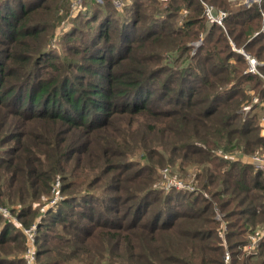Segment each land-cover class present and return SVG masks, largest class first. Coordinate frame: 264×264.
Instances as JSON below:
<instances>
[{"label": "trees", "instance_id": "16d2710c", "mask_svg": "<svg viewBox=\"0 0 264 264\" xmlns=\"http://www.w3.org/2000/svg\"><path fill=\"white\" fill-rule=\"evenodd\" d=\"M232 1L81 0L58 48L77 0H0V207L17 222L0 215V264H24L32 224L38 264H264V236L245 248L264 229V0ZM166 163L196 168L169 173L190 191L155 187Z\"/></svg>", "mask_w": 264, "mask_h": 264}, {"label": "built area", "instance_id": "2783aa9c", "mask_svg": "<svg viewBox=\"0 0 264 264\" xmlns=\"http://www.w3.org/2000/svg\"><path fill=\"white\" fill-rule=\"evenodd\" d=\"M240 2V4H242L245 7H249L253 2H260V0H238ZM123 2V0H115L114 4L115 6L119 7L121 5V3ZM262 16L264 17V12H261ZM205 16L207 18V20L209 22H213L216 23L217 25L222 26L223 24V20L226 17V12L223 11H219L217 14L213 13V10L210 6H206V10H205ZM256 34V33H255ZM241 52L245 59L247 60V73H251V74H258V66L261 65V63L257 62L254 58L250 57L249 55L245 54L243 51H239ZM264 87V85H263ZM255 100V99H253ZM247 111V109H245ZM260 128L261 130L264 132V108H263V112L260 116ZM251 160L253 162V167H255L257 170H260L264 173V154L262 155H253L251 156ZM178 183H175L173 185L167 184L166 187H174L176 189H190L191 187L188 184H184L182 181H177ZM57 186V183L53 186L52 191H55V188ZM58 198H60L59 194L57 192H55L54 197H53V201L51 204H53ZM0 215L2 216L3 219L5 220H10V221H14L16 222V218L15 215L10 212L7 208H3L0 207ZM35 229L36 226L34 224H32L30 227L26 228L23 230L24 234L26 235V239L27 237H29V239L26 242V252H27V257L29 256V258H33V247H32V240H34V234H35ZM264 236V229L257 231L256 234H253L250 236V242L247 244V246L245 247L247 250H252L253 248H255L260 239ZM33 252V253H32ZM229 254L228 252L225 253L224 255V264H227L229 262Z\"/></svg>", "mask_w": 264, "mask_h": 264}, {"label": "rangeland", "instance_id": "374dc122", "mask_svg": "<svg viewBox=\"0 0 264 264\" xmlns=\"http://www.w3.org/2000/svg\"><path fill=\"white\" fill-rule=\"evenodd\" d=\"M115 1V0H114ZM234 2H236V0H233ZM231 2L232 4H233V7H234V2ZM238 1V0H237ZM81 2V0H77V4H73L72 6H70L69 7V10H68V12L64 15V16H62V18H61V21H60V23H59V25L57 26V29H56V31H55V36H56V39L55 38H53V41L51 42V45L52 46H55V47H58V48H60V46L58 45V42H59V37H60V35L63 33V31L65 30V29H69L71 26H78V25H80V18L79 17H77L76 16V12H77V9H75L76 7H77V5L79 4ZM238 3H239V1H238ZM235 5H236V3H235ZM242 5V4H241ZM206 6H209V5H205V9H206ZM211 8H212V10H213V13H214V9H213V7L212 6H210ZM62 13V12H61ZM60 16H61V14H60ZM209 22V21H208ZM193 46H195V47H197L199 44H200V41L198 40V41H196V42H193V43H191ZM258 112V116H259V122H260V116H261V110H258L257 111ZM259 127H260V124H259ZM260 135L262 136V137H264V132L261 130V128H260ZM139 152H137V154L134 156V158H135V160H137L138 159V156H141V154L142 153H139ZM262 154H264V150L263 149H261V151L259 150L258 152H255L254 154H252V155H262ZM138 155V156H137ZM227 156H229V155H233V154H226ZM251 155V156H252ZM142 161H144L143 159H142ZM251 164H252V166H253V162H252V160H251V157H250V161H249ZM255 170H257L255 167H253ZM181 171H186V173H185V176L188 174V176L189 175H191L192 173H194L195 171H196V168H192V166L191 167H189V168H184V169H182V168H180V167H178V166H173V164H170V163H166V164H164V165H162L161 166V168L159 169V174H160V176L162 175V180L163 179H165V181H163V183L161 182V181H156L155 182V187H159L160 186V184H161V186H163V185H167V184H170V185H173V184H175V183H178L177 181H179V179H176L175 177H170V175H169V173L171 172L172 174L174 173V174H178V172L181 174L182 172ZM183 175V174H182ZM167 176H169V177H167ZM188 181H190V176L189 177H187L186 178ZM181 181V180H180ZM57 183V186H56V188H55V191L53 192L52 190H51V193H53L52 194V197H51V199H50V201H49V203L48 204H50V205H55L56 204V201L57 200H59L60 198H58L57 200H54L55 202L53 203V204H51L52 203V201H53V197H54V194H55V192H57L58 194H59V189H60V186H61V181L60 180H55V182L53 183V186L55 185ZM187 184H188V182H187ZM53 186H52V188H53ZM176 189V188H175ZM179 191H190V189H178ZM58 202V201H57ZM216 218H219V217H217V215H216ZM17 223V222H16ZM35 231H36V229H35ZM34 237H35V234H34ZM33 237V238H34ZM29 239V237H27V239H26V235H25V250H24V252H23V255H22V257H23V260H24V264H38L37 263V261H36V248H35V243H34V240H32V242H31V244H32V247H33V251H34V253H33V258L31 259V258H29V256L27 257V252H26V242H27V240ZM226 253V252H225ZM229 254V253H228ZM225 255V254H224ZM229 258H230V255H229Z\"/></svg>", "mask_w": 264, "mask_h": 264}]
</instances>
